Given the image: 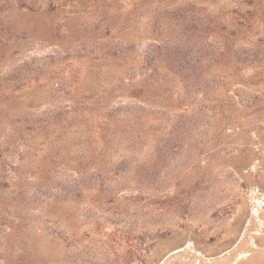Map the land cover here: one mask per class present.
<instances>
[{"label": "rangeland", "instance_id": "374dc122", "mask_svg": "<svg viewBox=\"0 0 264 264\" xmlns=\"http://www.w3.org/2000/svg\"><path fill=\"white\" fill-rule=\"evenodd\" d=\"M0 264H264V0H0Z\"/></svg>", "mask_w": 264, "mask_h": 264}]
</instances>
